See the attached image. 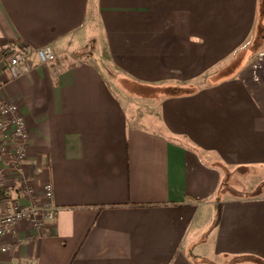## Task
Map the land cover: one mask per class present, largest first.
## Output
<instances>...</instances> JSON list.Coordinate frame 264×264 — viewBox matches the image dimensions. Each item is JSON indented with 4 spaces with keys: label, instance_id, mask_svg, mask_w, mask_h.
Segmentation results:
<instances>
[{
    "label": "crops",
    "instance_id": "0c3cea01",
    "mask_svg": "<svg viewBox=\"0 0 264 264\" xmlns=\"http://www.w3.org/2000/svg\"><path fill=\"white\" fill-rule=\"evenodd\" d=\"M259 2L0 0V102L28 134L9 198L40 206L51 183L57 210L41 229L18 223L0 264L264 263V191L227 189L264 179ZM46 46L55 60L40 64ZM7 48L27 74L10 75ZM121 77L191 93L161 96L151 120Z\"/></svg>",
    "mask_w": 264,
    "mask_h": 264
},
{
    "label": "built area",
    "instance_id": "2783aa9c",
    "mask_svg": "<svg viewBox=\"0 0 264 264\" xmlns=\"http://www.w3.org/2000/svg\"><path fill=\"white\" fill-rule=\"evenodd\" d=\"M8 56L6 65L13 78L27 74L30 67L20 48H7ZM40 64H48L55 60L52 49L48 46L36 52ZM28 134L24 119L17 105L0 102V194L9 197L10 182L14 187L20 175V167L26 158ZM16 185V186H15ZM11 190V189H10ZM18 191L29 203L33 200L32 192L27 187H20ZM54 190L51 183H46L42 188V201L40 206L24 205L19 200L0 201V259L9 250L4 239L12 235L15 227L20 222H27L35 229H41L52 224L57 210L53 205Z\"/></svg>",
    "mask_w": 264,
    "mask_h": 264
},
{
    "label": "rangeland",
    "instance_id": "374dc122",
    "mask_svg": "<svg viewBox=\"0 0 264 264\" xmlns=\"http://www.w3.org/2000/svg\"><path fill=\"white\" fill-rule=\"evenodd\" d=\"M255 34L256 37L254 38V45L257 46H262L264 45V14H259L257 16L256 19V27H255ZM259 29V30H258ZM258 48V47H257ZM256 48V49H257ZM248 52H250L248 50ZM248 52L245 53V55H248ZM257 55V53H256ZM112 69V68H111ZM108 71V69H106ZM109 72V71H108ZM111 73L113 75H122L121 72L119 71H114L111 70ZM119 87V88H118ZM143 87H148V88H143ZM118 90L120 91H124L125 93H127V100H125V102L127 103H131L134 105V109H135V114L138 115V117H141L143 114H150V119H153V115L156 114V110H157V105L156 103L159 101L160 96H158L157 93H151L149 91V86H144V85H139L137 83H131L127 80H124L122 77L118 80V86H117ZM151 88H160V86H155V87H151ZM181 89V88H179ZM151 94V95H150ZM149 105V106H148ZM254 175L252 176H248L245 177L244 181L242 180L241 177H237V178H232L229 181V185L227 187V189L229 190L228 192L231 194H235V195H246V196H255V195H259L264 191V179H261L259 181V175L261 174H257V172L254 171ZM10 180V179H9ZM8 180V184H10V189H8L7 191H12L15 187L13 185V183H11L10 180ZM259 181V183H257ZM244 184L243 187L245 190L248 187H252L253 189L251 190V192L249 193H238L233 191L234 188L238 189L241 188L240 186H242L241 184ZM255 184V185H254ZM16 186V185H15ZM256 186V187H255Z\"/></svg>",
    "mask_w": 264,
    "mask_h": 264
},
{
    "label": "trees",
    "instance_id": "16d2710c",
    "mask_svg": "<svg viewBox=\"0 0 264 264\" xmlns=\"http://www.w3.org/2000/svg\"><path fill=\"white\" fill-rule=\"evenodd\" d=\"M259 6H258V12L261 14H264V0H259ZM259 30V29H258ZM256 37V34L254 38ZM143 88H148V87H143ZM149 91L151 93H157L158 96H175V95H180V94H189L191 93L190 89H186L185 91L182 89H176V88H165V89H160V88H149ZM151 95V94H150ZM218 197L220 194L217 195ZM9 197H4L3 193L0 194V201L8 200ZM256 263L258 264H264L261 261L255 260Z\"/></svg>",
    "mask_w": 264,
    "mask_h": 264
}]
</instances>
